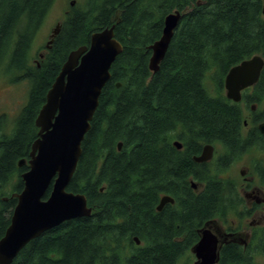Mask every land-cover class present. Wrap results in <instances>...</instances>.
<instances>
[{"label":"trees","instance_id":"obj_1","mask_svg":"<svg viewBox=\"0 0 264 264\" xmlns=\"http://www.w3.org/2000/svg\"><path fill=\"white\" fill-rule=\"evenodd\" d=\"M54 1L0 0V66L9 56L7 68L29 82L19 114L0 115V240L17 205L12 195L23 190L21 175L29 169L19 162L30 159L36 118L69 54L112 26L123 52L67 188L87 197L92 215L47 231L12 264H191L182 260L199 242V230L243 206L236 180L223 175L253 151L259 153L255 181L264 188V135L258 130L264 110L249 121L243 107L264 102V68L240 103L230 101L224 87L232 67L255 55L264 58V0H93L85 12L67 17L41 67L27 68L31 43ZM175 11L182 13L180 25L153 73L150 47ZM208 144L220 148L218 158L195 162ZM166 195L175 203L158 211Z\"/></svg>","mask_w":264,"mask_h":264},{"label":"water","instance_id":"obj_2","mask_svg":"<svg viewBox=\"0 0 264 264\" xmlns=\"http://www.w3.org/2000/svg\"><path fill=\"white\" fill-rule=\"evenodd\" d=\"M181 19L180 11L166 16L161 38L150 47L149 68L153 73L159 71ZM114 29L112 26L93 33L89 46L72 51L47 93L46 102L36 118L39 132L30 159L19 162L20 168L27 165L29 169L21 175L23 190L12 195L17 199V205L11 224L0 240V264H12L31 241L47 231L73 219L90 217L93 213L84 194L69 192L67 188L77 170L83 153L82 143L91 129L102 91L112 77V65L123 52ZM58 32L59 26L55 27L51 37H56ZM263 68L261 55L232 67L225 77L226 97L240 103L243 92L259 82ZM252 110L255 111V106ZM258 130L264 135V122L258 125ZM174 145L178 149L183 146L180 141H175ZM121 148L122 143H119L118 149ZM214 153L215 147L208 144L193 159L197 163H207L213 159ZM192 187L197 189L195 183ZM263 202V199L257 200L258 204ZM169 203L174 204L175 200L163 196L158 211ZM207 226L200 230V240L191 249L197 259L195 264H216L219 260V240L207 230ZM134 241L141 244L137 237Z\"/></svg>","mask_w":264,"mask_h":264},{"label":"flooded vegetation","instance_id":"obj_3","mask_svg":"<svg viewBox=\"0 0 264 264\" xmlns=\"http://www.w3.org/2000/svg\"><path fill=\"white\" fill-rule=\"evenodd\" d=\"M66 2H67V6L63 12L64 19L60 22H57L55 25V27L59 26L58 34L54 38L51 37L52 32L55 29L54 28L48 37V41L45 44L43 53L39 54V57L42 58L41 62L34 66H29V57H28L29 52L33 46L34 40L38 32L42 28L50 11L48 12L46 18L44 19V22L42 23L41 27L37 31L31 43V47L28 51V55L26 58L27 68L28 67L34 68L36 66H38V68L41 67L42 62L46 59L47 54L52 49V45L55 39L60 34L64 21L67 19V17L74 14L73 6L77 2V0H66ZM11 52H12V47L9 49L7 53L10 54ZM8 63H9V56L6 57L5 61L1 65L5 64L6 67H8L7 66ZM24 72L25 70L23 71V73ZM16 73L19 74L18 79L25 80L20 77L21 73L19 72H16ZM175 141H179V140L176 139ZM214 147H215L214 157L209 162H212L213 160L217 159L221 153L220 148L218 146H214ZM183 149H184V146H182V149H179V150H183ZM199 164H205V163H199ZM242 172H246V171L245 170L241 171V175L243 176L242 177L243 183H241V186H243L242 190L244 191V195L242 198L244 201V204L242 207L244 208V210H240L239 208L236 213L235 211H233L227 217L214 218L210 220L209 222H207L201 228L202 230L208 224L207 230L210 231L212 235L217 237L219 240L218 241L219 260L216 264H256L258 257L259 258L264 257V240L262 238L263 230H264V214L262 215L258 214V212L260 211V208L264 207V202L261 204L257 203L258 199L264 200V188H261L260 186L255 185V179L252 177H248V175L246 174H242ZM195 190H198V187ZM249 218H253V219L249 220ZM235 250H237L238 252H235ZM232 258L237 259L238 262L224 263V259L226 261H229Z\"/></svg>","mask_w":264,"mask_h":264},{"label":"rangeland","instance_id":"obj_4","mask_svg":"<svg viewBox=\"0 0 264 264\" xmlns=\"http://www.w3.org/2000/svg\"><path fill=\"white\" fill-rule=\"evenodd\" d=\"M93 0H77L75 5L73 6V12H85L88 9L89 3ZM67 2L66 0H56L54 5L52 6L50 13L48 14L42 28L38 32L33 46L29 52V66H34L39 64L42 58L39 57L40 53H43L46 42L48 41V37L51 34L52 30L55 28L57 22L62 21L63 12L66 9ZM93 7V5L91 4ZM18 73L15 71H11L6 67L5 64L0 67V115L7 114L9 118H15L24 105L28 101L29 95V82L27 80L18 79ZM206 85L210 89L212 93H214V85L210 76L206 80ZM226 93V91H225ZM252 106H255V111L252 110ZM244 107V115L245 118L251 121L254 118L256 113L264 110V102L262 103H251L248 105H243ZM253 117V118H252ZM246 120V121H247ZM248 122V121H247ZM262 123V122H260ZM259 123V124H260ZM259 156L258 152L253 151L249 155H247L241 161L235 163L230 170L225 173L223 176L225 178L235 179L237 182V187L240 193V196L243 198L244 191L242 190L241 183H243V176L241 175V171H246L245 174L248 177H252L256 179L254 176L255 173V165L254 160ZM245 175V176H246ZM255 185L259 186V182L256 180ZM9 195H11L12 189L8 191ZM240 210H244L243 207ZM258 214H264V207L260 208ZM255 218V216H254ZM253 218H249L252 220ZM196 256L190 252L187 257L182 260V263L190 262L191 264L196 263ZM256 264H264V257L257 259Z\"/></svg>","mask_w":264,"mask_h":264},{"label":"bare ground","instance_id":"obj_5","mask_svg":"<svg viewBox=\"0 0 264 264\" xmlns=\"http://www.w3.org/2000/svg\"><path fill=\"white\" fill-rule=\"evenodd\" d=\"M93 2V1H92ZM83 12V11H82ZM81 13V12H80ZM25 56V55H24ZM22 57V56H21ZM20 63V62H19ZM253 118V117H252ZM260 132V131H259ZM170 138V137H169ZM174 141V140H173ZM197 156V155H196ZM199 186V185H198Z\"/></svg>","mask_w":264,"mask_h":264}]
</instances>
